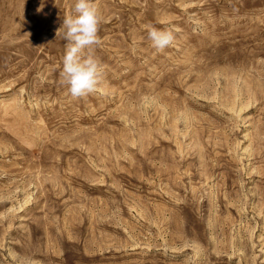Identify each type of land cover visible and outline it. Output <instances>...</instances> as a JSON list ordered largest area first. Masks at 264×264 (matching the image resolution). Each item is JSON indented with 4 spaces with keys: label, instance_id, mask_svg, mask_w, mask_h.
Instances as JSON below:
<instances>
[{
    "label": "rangeland",
    "instance_id": "374dc122",
    "mask_svg": "<svg viewBox=\"0 0 264 264\" xmlns=\"http://www.w3.org/2000/svg\"><path fill=\"white\" fill-rule=\"evenodd\" d=\"M95 3L74 99L75 0H0V264H264V0Z\"/></svg>",
    "mask_w": 264,
    "mask_h": 264
},
{
    "label": "clouds",
    "instance_id": "9594fccd",
    "mask_svg": "<svg viewBox=\"0 0 264 264\" xmlns=\"http://www.w3.org/2000/svg\"><path fill=\"white\" fill-rule=\"evenodd\" d=\"M74 13L62 19L57 36L64 31L66 46L60 73L61 82L68 86L72 98L80 99L97 90L104 69L93 52V46L101 42L98 36L100 14L95 0H75ZM147 35L158 51L171 46L175 40L174 30L170 28L148 26Z\"/></svg>",
    "mask_w": 264,
    "mask_h": 264
}]
</instances>
